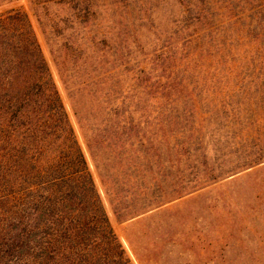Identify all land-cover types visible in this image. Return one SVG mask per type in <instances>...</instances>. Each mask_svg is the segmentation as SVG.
<instances>
[{
    "label": "rangeland",
    "instance_id": "obj_1",
    "mask_svg": "<svg viewBox=\"0 0 264 264\" xmlns=\"http://www.w3.org/2000/svg\"><path fill=\"white\" fill-rule=\"evenodd\" d=\"M11 9L129 261L264 264V0H0Z\"/></svg>",
    "mask_w": 264,
    "mask_h": 264
},
{
    "label": "trees",
    "instance_id": "obj_2",
    "mask_svg": "<svg viewBox=\"0 0 264 264\" xmlns=\"http://www.w3.org/2000/svg\"><path fill=\"white\" fill-rule=\"evenodd\" d=\"M10 262L132 264L19 9L0 13V264Z\"/></svg>",
    "mask_w": 264,
    "mask_h": 264
}]
</instances>
